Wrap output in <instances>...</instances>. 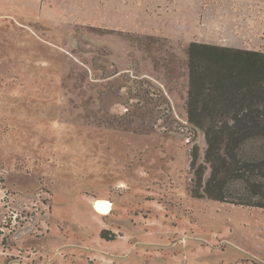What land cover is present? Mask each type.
Listing matches in <instances>:
<instances>
[{
  "label": "rangeland",
  "instance_id": "rangeland-1",
  "mask_svg": "<svg viewBox=\"0 0 264 264\" xmlns=\"http://www.w3.org/2000/svg\"><path fill=\"white\" fill-rule=\"evenodd\" d=\"M92 1L0 0V264H264L186 115L188 44L264 51V0Z\"/></svg>",
  "mask_w": 264,
  "mask_h": 264
},
{
  "label": "trees",
  "instance_id": "trees-1",
  "mask_svg": "<svg viewBox=\"0 0 264 264\" xmlns=\"http://www.w3.org/2000/svg\"><path fill=\"white\" fill-rule=\"evenodd\" d=\"M186 57L187 121L206 144L191 195L264 208V51L191 41Z\"/></svg>",
  "mask_w": 264,
  "mask_h": 264
},
{
  "label": "bare ground",
  "instance_id": "bare-ground-1",
  "mask_svg": "<svg viewBox=\"0 0 264 264\" xmlns=\"http://www.w3.org/2000/svg\"><path fill=\"white\" fill-rule=\"evenodd\" d=\"M93 208L98 213H105L108 210V203L104 199H95L93 202Z\"/></svg>",
  "mask_w": 264,
  "mask_h": 264
},
{
  "label": "crops",
  "instance_id": "crops-1",
  "mask_svg": "<svg viewBox=\"0 0 264 264\" xmlns=\"http://www.w3.org/2000/svg\"><path fill=\"white\" fill-rule=\"evenodd\" d=\"M92 2H95V0H94V1H92Z\"/></svg>",
  "mask_w": 264,
  "mask_h": 264
}]
</instances>
